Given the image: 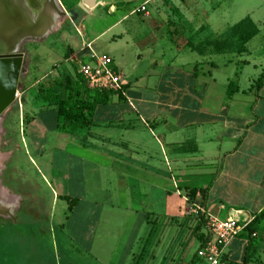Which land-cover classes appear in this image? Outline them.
Masks as SVG:
<instances>
[{
  "label": "crops",
  "instance_id": "1",
  "mask_svg": "<svg viewBox=\"0 0 264 264\" xmlns=\"http://www.w3.org/2000/svg\"><path fill=\"white\" fill-rule=\"evenodd\" d=\"M82 1L78 0L76 8L67 13L71 27L69 35L77 31L75 37L82 43L73 50L68 46L61 74L53 77L52 70L56 67L47 72L32 56L27 62L24 60L32 78L31 74L24 77L16 91L21 97L18 121L19 136L22 137L20 142L15 141L13 176L5 179L6 185L0 184L11 199L4 202L11 204H5L11 214L3 218H12L23 205L27 210L37 211L46 203L36 181L19 168L22 161L16 155L20 154L21 144L27 136L30 143L24 142L23 148L33 156L26 157L34 166L38 162L43 169L44 173L40 167L38 172L49 184L52 208L58 202L66 204L62 228L70 224L73 232L84 241L91 227L96 231L108 219L114 226L121 223L123 247L120 252L116 247L117 253L115 251L113 257L122 256L127 242L144 244L149 233V220H159V216L174 220L187 212L191 204L202 207L208 218L250 222L264 209V86L258 91L253 89L264 69H257L254 64L253 78L245 77L246 83L241 87L243 73L251 63L238 57L249 55L248 50L237 55L227 52L198 55L178 50L176 66L179 72L184 70L185 79L199 81L204 88L207 86L205 80L209 78L213 86L217 81L212 72L220 70L225 85L220 91L213 88L203 91L197 95L201 97L200 101L194 89L187 92L176 88L167 95L172 94L177 104L165 107L157 103L156 107L150 108L134 103H143L142 98L129 90L124 75L114 67L122 85L126 86L123 99L110 96L106 104L98 105L91 112L88 126L74 129L58 116L52 100L56 96L64 99L71 94L76 95L77 100L92 103L95 94L78 76L79 57L87 59L84 46L89 44L92 49L99 38L128 16H133L134 9L148 0L135 7H130L132 0H92L90 8ZM56 3L66 11L61 0ZM153 3L154 0L150 1L147 9ZM77 5L83 13H77ZM99 9L117 16L118 20L95 35L83 24L95 17V11ZM57 18H54L55 27L44 36L46 39L53 35V30L56 31L54 34L62 32ZM246 46L248 49V44ZM23 55L26 59L31 54ZM193 55L202 61L194 62L196 65L191 72L186 58ZM67 64L73 69H67ZM198 65H207L210 71L201 74L197 72ZM201 75L205 76L202 81ZM232 79L238 86L229 90L227 87ZM26 94H29L27 98ZM186 98L189 104L182 105ZM157 100L160 101V96ZM186 189L205 192L195 203H189L182 194ZM151 195L159 196L156 205L154 200L151 201ZM210 195L214 196L213 200L209 199ZM154 210H158L159 215ZM247 246L246 240L236 237L224 251V263L243 264ZM128 255H131L130 251Z\"/></svg>",
  "mask_w": 264,
  "mask_h": 264
},
{
  "label": "rangeland",
  "instance_id": "2",
  "mask_svg": "<svg viewBox=\"0 0 264 264\" xmlns=\"http://www.w3.org/2000/svg\"><path fill=\"white\" fill-rule=\"evenodd\" d=\"M142 1L132 0L130 7H135ZM61 2L66 11L59 6L61 14L56 17L58 16V26L62 27V32L54 34L56 31L53 30V35L47 39L46 36L42 39L24 38L17 48L22 54L30 52V57L24 59L26 62L32 56L42 63L43 69L47 72L56 67L52 70L53 77L61 74L68 46L73 50L76 45L82 43V40L78 41L75 37L77 31L70 36L68 30L71 27L67 13L76 8L78 0H61ZM77 7V13L80 14L83 10L78 5ZM103 13L105 12H101V9L96 10L95 17L83 24L87 31L91 28L97 35L118 20L115 15ZM247 44L248 49H246ZM92 50L97 54L112 57L114 67L122 72L129 83V90L142 98L143 103L134 101L137 105L152 108L159 103L160 106L172 107L173 104H177L176 99L172 94L167 95V92L176 88L187 92L194 89L195 96L200 101L201 97L197 95H201L203 91L206 92L209 88L220 91L225 85V77L220 70H213L212 73L217 81L214 87L211 86L209 78H206L207 86L204 88L199 81H188L183 76L184 70L179 72L176 66L177 51L198 55L222 52L237 55L249 51V55L238 57L241 61L247 60L251 63L249 68L245 69L240 82L241 87L244 86L246 78H253L254 64L257 65V69H264V0H154L148 9V16H128L115 29L99 38ZM86 60L84 56H80L78 64ZM200 61L202 60L195 55L187 57L188 69L193 72L196 65L194 62ZM26 62L24 77L31 74L32 78V72L29 74ZM66 67L69 70L73 69L70 64ZM206 71H210L209 66H197V72L202 74ZM203 76L201 75L200 81L205 78ZM23 79H20L19 85ZM236 86L238 84L232 79L227 88L234 90ZM28 95L26 94L25 98ZM157 96H160V101L157 100ZM20 101L21 97L18 96L0 120V130L4 131V135L0 137V184L4 185H6L5 179L13 176L12 155L15 141L20 142L22 137L19 136L18 121ZM188 104L187 98L182 100V105ZM20 129L23 130L22 125ZM23 141L30 143L27 136ZM24 142L21 144L20 154L16 155L22 161L19 168L22 173L26 176L30 175L36 181L39 186L37 188L46 203L41 204L37 211L27 210L23 205V209L16 210L12 218L0 217V259L2 260L0 264H131L138 255L142 257L141 264H197L195 252L198 248V240L195 218L198 215L192 213L195 210L192 204L188 206L187 212L174 220L162 219L159 216V220L149 225V228L153 229L149 240L144 244L141 241L125 243L121 257H113L117 250L119 249L120 252L123 247L122 226L119 222L114 226L108 219L96 231L91 227L89 236L87 234V239L84 241L73 232L70 224L67 223L62 228L61 224L65 222L66 204L58 202L52 208L49 184H46L39 175L38 162L36 166L30 163L28 156L31 153H27V149L23 148V144L26 145ZM48 149L47 147L46 150ZM41 173H44L42 168ZM0 191L3 194V201H11L2 187ZM157 197L159 196L151 195V201L154 200L155 205ZM213 198V195L209 196L210 200ZM158 210L153 212L159 215ZM117 220L119 221L120 218ZM145 228L147 231L148 228L144 226V231ZM203 228L208 229V222ZM116 247L117 250H114ZM251 247L253 249L251 263H264V223L259 226L251 241ZM129 251L131 255H128Z\"/></svg>",
  "mask_w": 264,
  "mask_h": 264
},
{
  "label": "built area",
  "instance_id": "3",
  "mask_svg": "<svg viewBox=\"0 0 264 264\" xmlns=\"http://www.w3.org/2000/svg\"><path fill=\"white\" fill-rule=\"evenodd\" d=\"M148 0L144 4L134 9L136 16H148ZM83 51H87V61L78 65V74L81 77L85 87L92 92H122V80L116 73L112 59L107 55L97 54L91 49L90 45H85ZM19 93L16 92L15 99ZM195 210L192 213L198 215L204 213L200 206H193ZM249 223L227 219L217 220L208 219V241L197 251V256L202 264H225L222 260L224 251L231 242L240 234V232Z\"/></svg>",
  "mask_w": 264,
  "mask_h": 264
},
{
  "label": "trees",
  "instance_id": "4",
  "mask_svg": "<svg viewBox=\"0 0 264 264\" xmlns=\"http://www.w3.org/2000/svg\"><path fill=\"white\" fill-rule=\"evenodd\" d=\"M248 39V38H246ZM79 79L81 80L80 75L78 74ZM82 81V80H81ZM264 86V71L261 73V75L257 78V80L254 82L253 89L255 91H258L260 88ZM124 85H122V92L119 93H106V92H93L95 94L92 103H86L84 101H80L76 99V95H67L64 99L59 98V96L54 97L52 101L55 102V106L57 109V114L59 117H62L64 121L68 122L73 126V128H82L89 125L88 117L91 115V112L98 106V105H104L107 103L108 98L113 95H117L119 100H122L123 98V91L125 90ZM87 113L88 115H86ZM185 197L187 198L189 203H195L200 195H203L205 191H199L196 189H186L185 191ZM208 216L206 213H199L198 216L195 218L196 227L195 231L197 232L196 239L198 240V248L195 252V258L197 260V264H202L197 256V251L201 249L204 244L208 241V231L203 228L204 224L206 225L208 222ZM156 219L154 221L149 220L148 225L151 226L155 223ZM264 223V209L256 216L252 218V220L245 226V228L240 232V234L237 236L242 237L244 240L247 241V249H246V255L243 260V264H252V252L253 249L251 247V241L255 237L259 226H261ZM153 229L149 228V233L146 238V240H149V237L152 236ZM153 240V238H152ZM145 243V242H144ZM142 260L141 255H138L137 257H134V261L131 264H141L140 261ZM223 262H225V257L223 255L222 258ZM264 264V263H261Z\"/></svg>",
  "mask_w": 264,
  "mask_h": 264
},
{
  "label": "bare ground",
  "instance_id": "5",
  "mask_svg": "<svg viewBox=\"0 0 264 264\" xmlns=\"http://www.w3.org/2000/svg\"><path fill=\"white\" fill-rule=\"evenodd\" d=\"M0 0V49L6 45V48L17 49L21 40L14 38L9 40V43L4 44V34L15 33L16 31H26L28 28L31 33V38L41 39L43 38L52 27H55L54 18L56 15L61 14L59 6L56 0H44L42 6H38L37 0ZM65 16L64 13H62ZM48 19L49 23L46 24L45 20ZM54 21V22H53ZM42 24V25H41ZM45 27H44V25ZM43 26V27H42ZM4 133L0 130V137ZM3 195L0 191V215L4 212L10 214L3 201ZM4 203V204H3ZM3 208V210H2Z\"/></svg>",
  "mask_w": 264,
  "mask_h": 264
},
{
  "label": "water",
  "instance_id": "6",
  "mask_svg": "<svg viewBox=\"0 0 264 264\" xmlns=\"http://www.w3.org/2000/svg\"><path fill=\"white\" fill-rule=\"evenodd\" d=\"M21 2L22 1L19 0L18 4ZM42 2H44V0H37L40 8ZM82 3L89 8L93 5L92 0H83ZM48 21V19L45 20L46 24L49 23ZM29 29L31 28L27 29L29 33L25 30L19 32L16 31L12 34L6 32L4 34V44L9 43L11 38H14L15 40L19 39L21 41L24 38H31L32 32H30ZM25 69L24 55L18 52V49H13L12 47L6 48V45L0 49V120H2L7 109L15 101V94L19 86V81L26 75Z\"/></svg>",
  "mask_w": 264,
  "mask_h": 264
},
{
  "label": "flooded vegetation",
  "instance_id": "7",
  "mask_svg": "<svg viewBox=\"0 0 264 264\" xmlns=\"http://www.w3.org/2000/svg\"><path fill=\"white\" fill-rule=\"evenodd\" d=\"M2 135H4V133H3ZM0 139H1V138H0ZM9 202H10V201H9ZM0 212H1V211H0ZM4 216H10V214L4 212L2 215H0L1 218H3Z\"/></svg>",
  "mask_w": 264,
  "mask_h": 264
}]
</instances>
